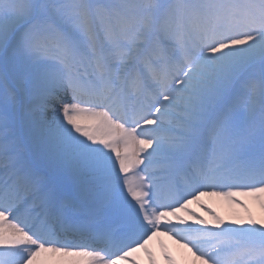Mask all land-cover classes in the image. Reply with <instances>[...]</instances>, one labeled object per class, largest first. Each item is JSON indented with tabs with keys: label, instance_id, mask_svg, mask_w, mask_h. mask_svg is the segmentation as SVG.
I'll use <instances>...</instances> for the list:
<instances>
[{
	"label": "snow or ice",
	"instance_id": "obj_1",
	"mask_svg": "<svg viewBox=\"0 0 264 264\" xmlns=\"http://www.w3.org/2000/svg\"><path fill=\"white\" fill-rule=\"evenodd\" d=\"M204 197L264 212V0H0V264H264Z\"/></svg>",
	"mask_w": 264,
	"mask_h": 264
},
{
	"label": "bare ground",
	"instance_id": "obj_2",
	"mask_svg": "<svg viewBox=\"0 0 264 264\" xmlns=\"http://www.w3.org/2000/svg\"><path fill=\"white\" fill-rule=\"evenodd\" d=\"M243 201L247 202L246 197H240ZM204 204L208 207L212 208L216 213L222 216L227 221V212L233 207L232 204L229 203L226 207H223L221 204L215 203L213 197H204L202 198ZM191 208L203 216L205 219H210L208 212H206L203 208H201L197 203H193ZM148 247L151 249L157 264H167L166 260L163 256L164 248H167L174 256L181 260V264L187 261H193L195 258L191 256L190 253L186 249L181 248L180 245L176 244L174 240L167 236H159L153 238L152 241L149 242ZM146 256V255H145ZM147 256L142 260L143 264H148L146 260ZM43 260V259H42ZM47 260V257H45ZM198 264V262H196Z\"/></svg>",
	"mask_w": 264,
	"mask_h": 264
},
{
	"label": "rangeland",
	"instance_id": "obj_3",
	"mask_svg": "<svg viewBox=\"0 0 264 264\" xmlns=\"http://www.w3.org/2000/svg\"><path fill=\"white\" fill-rule=\"evenodd\" d=\"M247 202L244 201L245 205L247 206V208L244 207H240L239 205H233L232 203L224 200L221 198V202L220 204L223 207H226L227 205L232 204V208L227 212V221L236 218L235 214H238L239 217L241 218H247L249 215L259 219L262 216H264V212L261 211L259 203L254 200L251 197H246ZM217 204H219V202H216ZM45 257H47V260L50 261H55L57 258L56 257H52L49 255H45L44 257H42L41 259L45 260Z\"/></svg>",
	"mask_w": 264,
	"mask_h": 264
}]
</instances>
